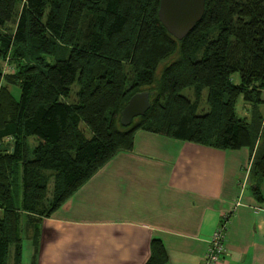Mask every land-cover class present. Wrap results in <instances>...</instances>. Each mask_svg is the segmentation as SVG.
Masks as SVG:
<instances>
[{"label":"trees","instance_id":"1","mask_svg":"<svg viewBox=\"0 0 264 264\" xmlns=\"http://www.w3.org/2000/svg\"><path fill=\"white\" fill-rule=\"evenodd\" d=\"M158 4L0 0V61L12 68L0 66V264L8 258L21 264L22 225L35 250L41 217L130 149L137 130L223 150L247 148L258 193L264 0H204L202 16L181 39L158 20ZM10 21L13 29L3 31ZM138 91L147 93L149 106L122 125L119 112ZM239 97L247 116L235 111ZM150 253L146 264L165 262L155 240Z\"/></svg>","mask_w":264,"mask_h":264},{"label":"crops","instance_id":"2","mask_svg":"<svg viewBox=\"0 0 264 264\" xmlns=\"http://www.w3.org/2000/svg\"><path fill=\"white\" fill-rule=\"evenodd\" d=\"M249 163L245 147L137 130L130 149L41 217L28 264H146L152 240L164 249L163 264H202L206 239L224 216L216 264H264V177L254 192Z\"/></svg>","mask_w":264,"mask_h":264},{"label":"water","instance_id":"3","mask_svg":"<svg viewBox=\"0 0 264 264\" xmlns=\"http://www.w3.org/2000/svg\"><path fill=\"white\" fill-rule=\"evenodd\" d=\"M203 5L204 0H159L158 20L170 35L181 39L202 16ZM148 106L145 91L134 93L119 112L120 123L129 124L132 118L142 115Z\"/></svg>","mask_w":264,"mask_h":264},{"label":"rangeland","instance_id":"4","mask_svg":"<svg viewBox=\"0 0 264 264\" xmlns=\"http://www.w3.org/2000/svg\"><path fill=\"white\" fill-rule=\"evenodd\" d=\"M13 27H14L13 21H10L2 29H3V31H11L13 29ZM0 66H1L3 72H9L12 70V68L9 67V65L4 63L3 61H0ZM233 77H234V80L237 79L236 74H234ZM9 88L12 89L11 86H9ZM77 88H78L77 83L76 82L72 83V85L70 86V92H69L68 97H67L68 101L74 100L75 92H76ZM18 93H19V91L16 90L14 95L17 97ZM181 93L184 95H187V96L191 94L189 89H183L181 91ZM203 96L204 95H202L200 97V99H201L200 103L201 104L204 101ZM247 110H248V104L243 102V100H241V98L239 97L236 101V104H235V111H236L237 115L238 116H247ZM85 133L88 136V131L86 128H85ZM31 139L29 138V140H31ZM22 228H23V231H22V237H21L22 238V240H21V264H28L29 258L31 259V256H30L31 243H30V239L27 238L28 234H26V232H28V231H25V228L23 225H22ZM12 248H13V246L10 245L9 246V257H11ZM8 259H9L8 264H10V258H8Z\"/></svg>","mask_w":264,"mask_h":264},{"label":"built area","instance_id":"5","mask_svg":"<svg viewBox=\"0 0 264 264\" xmlns=\"http://www.w3.org/2000/svg\"><path fill=\"white\" fill-rule=\"evenodd\" d=\"M226 216L222 217L206 239L202 264H216L224 253Z\"/></svg>","mask_w":264,"mask_h":264}]
</instances>
